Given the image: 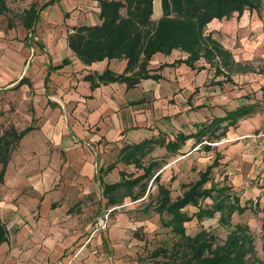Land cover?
Instances as JSON below:
<instances>
[{"label":"rangeland","instance_id":"obj_1","mask_svg":"<svg viewBox=\"0 0 264 264\" xmlns=\"http://www.w3.org/2000/svg\"><path fill=\"white\" fill-rule=\"evenodd\" d=\"M45 1L47 0H5L7 10L0 12V135L9 127L19 131L28 125L35 127L39 125L41 120L36 117V112L37 108L40 112L42 103L38 97V86L42 77L39 74L41 72L32 73L33 70H29L27 62L31 57L32 49L41 48L39 42H42V46L49 42V38L45 44L42 41L45 42L46 36L44 35L49 34L48 30L73 27L69 26L65 20L57 24L49 21L50 16L53 17L56 14L54 9L50 10L47 7L41 13L35 28L39 42L28 43L25 36L29 30L22 22L24 9L33 2L38 8ZM77 1L78 4H74L71 8L64 7L69 10L65 12L66 15L64 13L65 18L71 17L73 24L90 23L89 19L84 20L78 16L93 9L94 4L91 0ZM244 13H248L247 17L243 18L244 22L239 16L236 19L233 18L237 16L234 13L232 18H224L215 23L218 29L212 31L214 39H217L232 55L231 70L222 68L224 71L221 70V72L224 74L218 73L216 71L219 64L218 58L212 63L201 58L196 63V68L199 69H191L176 62L177 59L184 58L185 54L175 51L173 56L167 57L175 63L172 66L166 65L162 69L159 68L158 72L162 74V78L157 82L149 80L144 83L146 88L155 86L157 91L156 97L146 94L148 91L144 93L143 116L138 126L144 138L164 136L166 139H172L177 132L189 134L196 130L198 123L209 121L215 116H223L226 111L241 103H256L254 112L240 119L236 127H229L224 135L212 143L213 146L209 150L203 145L199 146L194 143V138H189L182 147L184 154L173 155L163 147L157 146L144 158L145 163L152 158L158 161L159 165L154 172H161L159 183L164 184L170 190L172 198L181 194L189 183L198 179L199 173L204 171L218 154L221 155V159L220 165L213 169L214 180L229 186L242 204L256 198H260V205L264 202V197L261 195L264 189L263 3L261 2L257 9H246ZM95 18L97 19L96 16ZM232 19L235 21H231ZM68 22H70L69 19ZM206 28L208 32L210 29L208 26ZM35 44L37 47H34ZM158 56H160L159 59L153 58L150 64L152 68L166 63V60L163 61L165 56ZM26 75L29 76L28 79L32 85L14 87L17 80ZM111 160L115 162L113 154L107 157L106 162L113 163ZM104 165L102 169L106 168ZM115 168L116 170L105 180L103 176L106 172L98 171L103 187L104 183L117 182L120 179V170L134 175L142 173V170H138L133 165L123 163H117ZM102 185L96 181L98 196H101L100 199L103 200ZM148 187L150 190L147 196L148 191L146 190L144 196L135 201L126 197L118 202L117 206L124 203L125 205L111 211L106 226L102 228L110 230V236L114 238L110 245L113 262L118 261L119 257L121 259L125 257L127 264H157L151 259L149 253L160 246L170 248L174 241L170 229L161 223V217L153 209L157 196L156 183L150 180L147 189ZM137 191H139V186L133 188V194ZM207 202L210 201L207 200ZM104 207L107 210L113 205L106 204L105 201ZM105 210L101 214H104ZM187 210L191 214L194 209L188 207ZM218 216L219 214L216 213L212 218L202 221L194 218L185 223L186 233L193 235L205 228L213 232L219 242L223 241L231 228L219 225ZM165 217L166 215L163 216ZM122 222L126 223L127 227H124ZM236 223L249 227L253 237L255 256L264 259L262 213L253 212L250 209L242 214L234 213L231 217V224ZM158 259L162 261L163 257ZM250 259L252 260L253 257ZM112 261L109 260L110 263H113Z\"/></svg>","mask_w":264,"mask_h":264},{"label":"crops","instance_id":"obj_2","mask_svg":"<svg viewBox=\"0 0 264 264\" xmlns=\"http://www.w3.org/2000/svg\"><path fill=\"white\" fill-rule=\"evenodd\" d=\"M91 2L93 9L78 16L90 23L73 24L71 17L65 18L64 13L69 10L64 7L71 8L78 4L77 0H57L46 6L40 11L33 32L28 29L27 42L38 41L35 28L47 7L55 10L56 15L49 19L55 24L64 20L69 26L99 23L97 1ZM160 15V0H154L152 18L156 20ZM247 15L243 12L240 20L244 22ZM223 19H213L208 24L211 35L218 29L215 23ZM70 31L71 27L48 30L45 42L42 41L49 42L42 46L38 41L41 48H33L27 62L32 73L41 72L38 97L42 103L40 112L38 108L36 112L41 122L37 127L32 125L34 129L13 149L0 183V222L6 230V239L0 245V264H127L125 257L112 261L110 245L114 238L110 230L99 227L105 201L109 203L98 171L106 172L105 180L116 170L102 169L103 164L107 167L110 163L106 162L107 157L113 154L116 160L122 146L144 139L138 127L144 100H138L144 99L146 91L156 97L155 86H144L146 81L155 80L142 79L130 89L119 82L100 83L92 88L84 78L86 74H100L106 68L120 73L126 60L103 59L84 64L67 46ZM175 51L169 55L157 53L151 63L154 57L159 59L158 55L171 63L167 57ZM23 85L32 84L30 81ZM95 180L102 185L103 200L98 196Z\"/></svg>","mask_w":264,"mask_h":264},{"label":"trees","instance_id":"obj_3","mask_svg":"<svg viewBox=\"0 0 264 264\" xmlns=\"http://www.w3.org/2000/svg\"><path fill=\"white\" fill-rule=\"evenodd\" d=\"M55 1L57 0H47L38 8L36 3H31L24 9V27L33 32L40 11ZM96 1L99 23L73 26L66 36L67 46L87 65L103 59H125L126 64L120 73L106 68L100 74H86L84 78L90 81L92 88L100 83L119 82L124 83L126 89H130L142 79L157 81L162 78L159 68L172 66L175 61L150 68L152 57L157 53L169 55L173 50L185 54L184 58H179L176 62L191 69H199L196 68V63L201 58L210 63L218 58V73H223L222 68L231 70V53L212 37L211 32H206V27L213 19L230 18L234 13L241 16L246 9H257L261 2L264 7V0H160L161 15L154 20V0ZM5 10V0H0V12ZM29 83V79L22 76L14 87L19 88ZM141 101L143 99L138 100ZM255 108V102L241 103L226 111L223 116H215L209 121L198 123L196 130L189 134L177 132L172 139L149 136L139 142L125 144L119 149L115 162L106 167L110 171L117 163H123L142 170L138 175L120 170V179L117 182L104 184L103 192L108 197L109 204L116 205L125 197L135 201L144 196L146 190L147 196L150 190L149 187L147 189L148 182L151 180L156 183L157 196L153 209L161 217V223L170 229L174 241L170 248L160 246L149 253L155 263L264 264V259L255 256L249 227L242 223L231 224L234 213L242 214L250 209L262 213L264 228V202L260 205V198H256L242 204L229 186L214 180L213 169L220 165L221 155L216 154L205 170L199 173L198 179L189 183L175 198L171 197L170 190L164 184L159 183L161 172H154L159 165L158 161L152 158L144 162V158L157 146L173 155L184 154L182 147L189 138H194V143L209 150L212 143L224 135L229 127H236L238 121L253 113ZM32 129V125L19 131L9 127L0 135V183L12 150ZM136 186H139V191L133 194ZM261 195L264 197V189ZM188 207L194 209L191 214ZM216 213L219 214V225L231 228L223 241L219 242L216 235L205 228L193 235L186 233L185 223L194 218L197 221L212 218ZM5 239L6 230L0 222V245ZM159 257H163V260H159Z\"/></svg>","mask_w":264,"mask_h":264},{"label":"built area","instance_id":"obj_4","mask_svg":"<svg viewBox=\"0 0 264 264\" xmlns=\"http://www.w3.org/2000/svg\"><path fill=\"white\" fill-rule=\"evenodd\" d=\"M125 205V203L123 205L120 206H113L112 208H108L105 213L103 214V217L100 219L99 221V227L100 228H104L107 224L108 218H109V214L111 211L117 209V208H121Z\"/></svg>","mask_w":264,"mask_h":264}]
</instances>
